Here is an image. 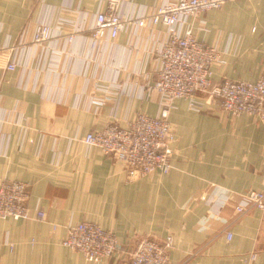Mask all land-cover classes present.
Masks as SVG:
<instances>
[{"label":"crops","instance_id":"obj_1","mask_svg":"<svg viewBox=\"0 0 264 264\" xmlns=\"http://www.w3.org/2000/svg\"><path fill=\"white\" fill-rule=\"evenodd\" d=\"M105 1L0 0V183H27L32 214L0 219V264H124L143 237H171L173 263L247 264L244 256L256 253L251 264H264V211H236L247 192L264 190V120L232 116L203 92L194 96L197 107L178 99L169 115L172 170L135 179L122 161L82 141L159 110L142 86L157 79L153 51L167 29L133 23L116 41L94 38ZM162 2L124 0L121 13L138 17ZM41 21L74 30L37 44L31 39ZM192 27L223 53L224 63L212 67L214 83L264 74V0L229 1L201 13ZM10 57L18 64L13 71L6 68ZM96 83L121 89L111 96ZM99 98L107 102L93 103ZM82 221L115 233L112 257L88 261L63 246L70 225Z\"/></svg>","mask_w":264,"mask_h":264},{"label":"built area","instance_id":"obj_2","mask_svg":"<svg viewBox=\"0 0 264 264\" xmlns=\"http://www.w3.org/2000/svg\"><path fill=\"white\" fill-rule=\"evenodd\" d=\"M229 1L233 0H163L138 17H127L121 13L124 0H106L101 5L93 28L94 38L116 41L133 23L144 29L154 30L160 25L167 29L166 35L153 51L152 69L157 79L153 84L142 86L158 104L157 114L140 113L127 126L111 123L101 130L86 134L82 139L87 147H99L105 155L122 161L129 179L154 172L168 174L172 170L175 134L169 115L178 99H188L197 107L194 96L203 92L232 116L249 114L264 120V74L253 82L224 79L214 83L212 67L224 63L223 53L218 43L207 44L199 39L192 27L193 21L201 13L220 9ZM61 10L66 14L77 15L71 9ZM198 27L207 30L204 22H200ZM73 30V25L64 21L57 24L41 21L35 25L31 41L42 44L54 36ZM4 50L12 52L14 48ZM17 66L10 57L6 68L13 71ZM135 78L137 75H134ZM95 87L111 96H117L121 89L120 84L112 86L96 83ZM104 99H95L93 103L104 105L107 102ZM20 120L22 123L23 118ZM244 198L245 203L236 206L239 217L253 209L264 211V190H251ZM28 199L27 183L18 180L2 183L0 219H31ZM45 216L42 210L36 213L38 219H44ZM227 235L230 239L231 234ZM62 244L81 252L88 261L94 262L112 257L119 246L115 233L91 221L70 225ZM173 244L171 237H143L124 264H184L171 262L169 251ZM256 258V253H251L244 256V261L251 264Z\"/></svg>","mask_w":264,"mask_h":264},{"label":"rangeland","instance_id":"obj_3","mask_svg":"<svg viewBox=\"0 0 264 264\" xmlns=\"http://www.w3.org/2000/svg\"><path fill=\"white\" fill-rule=\"evenodd\" d=\"M6 181H13V180H4V181H2V182L0 183V185H1L2 183L6 182ZM29 210H30V209H29Z\"/></svg>","mask_w":264,"mask_h":264}]
</instances>
